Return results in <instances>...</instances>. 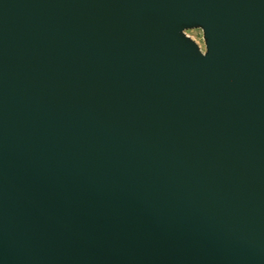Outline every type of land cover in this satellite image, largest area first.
<instances>
[{
    "label": "water",
    "instance_id": "95a60500",
    "mask_svg": "<svg viewBox=\"0 0 264 264\" xmlns=\"http://www.w3.org/2000/svg\"><path fill=\"white\" fill-rule=\"evenodd\" d=\"M0 264H264V0H0Z\"/></svg>",
    "mask_w": 264,
    "mask_h": 264
},
{
    "label": "rangeland",
    "instance_id": "374dc122",
    "mask_svg": "<svg viewBox=\"0 0 264 264\" xmlns=\"http://www.w3.org/2000/svg\"><path fill=\"white\" fill-rule=\"evenodd\" d=\"M186 35L191 37L203 49L204 43L202 40V32L200 29H189L185 31Z\"/></svg>",
    "mask_w": 264,
    "mask_h": 264
}]
</instances>
